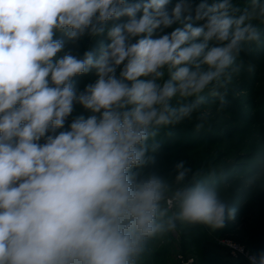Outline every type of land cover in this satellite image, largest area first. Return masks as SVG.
Returning <instances> with one entry per match:
<instances>
[{"label": "clouds", "instance_id": "clouds-1", "mask_svg": "<svg viewBox=\"0 0 264 264\" xmlns=\"http://www.w3.org/2000/svg\"><path fill=\"white\" fill-rule=\"evenodd\" d=\"M261 25L264 0H0V264H137L175 218L222 227L212 187L177 189L179 212L164 220L168 185L134 169L156 127L191 117L206 90L223 106ZM57 33L110 42L58 56ZM76 105L90 115L64 130ZM176 168L179 183L189 170ZM249 261L264 264V252Z\"/></svg>", "mask_w": 264, "mask_h": 264}, {"label": "rangeland", "instance_id": "rangeland-1", "mask_svg": "<svg viewBox=\"0 0 264 264\" xmlns=\"http://www.w3.org/2000/svg\"><path fill=\"white\" fill-rule=\"evenodd\" d=\"M232 3L243 9L247 0H232ZM54 38L65 40V48L58 56L65 52L79 56L88 50L98 52L102 44L110 42L106 34L85 35L75 43L62 33ZM237 64L241 71L234 74L228 84L223 106L219 97L212 96L210 89L206 90L202 94L205 102L191 117L179 124L156 127L158 138L151 136L147 141L146 163L134 169L142 177L155 174L168 185L165 199L161 201V208L167 209L164 220L175 218L179 212V202L173 198L177 189L204 183L212 187L217 199L226 205L224 224L216 228L175 218L174 228L146 240L145 248L151 249L144 251L137 264H159L154 260L155 253L160 255L162 264H180L181 256L193 258L195 264H216L205 261L202 254L207 251L231 264H250L245 259H232L227 244L243 248L249 256L264 252V25H261L258 43L242 46ZM96 79L94 70L77 76L75 87L83 90ZM192 99L182 103H191ZM172 106L179 104L173 100ZM79 115L87 117L90 112L76 105L64 130L71 119ZM198 123L203 127L196 130ZM181 162L189 171L185 179L177 183L176 165ZM188 229L200 240V249L193 248L186 239Z\"/></svg>", "mask_w": 264, "mask_h": 264}, {"label": "trees", "instance_id": "trees-1", "mask_svg": "<svg viewBox=\"0 0 264 264\" xmlns=\"http://www.w3.org/2000/svg\"><path fill=\"white\" fill-rule=\"evenodd\" d=\"M254 57H256V56L254 55ZM153 138L156 139V138H158V137H157V135L155 134V135L153 136ZM160 144L163 145V144H164L163 141L160 142ZM185 234H186V239H189V240H190V244H191V246H192L193 248L200 249V246H199V242H200V240L198 239V237H196V236L194 235L192 229H188V231H186ZM154 248H155V247H154ZM149 249H151V247H149V246L145 248L146 251L149 250ZM202 255H203V257L205 258V261H206V262L209 261V262L216 263V264H231V263H228L227 261L223 260L222 258L218 257L217 255H215V253L213 254V253H211V252H209V251L204 252ZM153 257H154V260H156L157 262H159V264H162V263H161V260H160V255H159L158 253H155ZM206 262H205V263H206ZM196 264H197V263H196Z\"/></svg>", "mask_w": 264, "mask_h": 264}, {"label": "built area", "instance_id": "built-area-1", "mask_svg": "<svg viewBox=\"0 0 264 264\" xmlns=\"http://www.w3.org/2000/svg\"><path fill=\"white\" fill-rule=\"evenodd\" d=\"M168 204L171 206V201H168ZM169 206V207H170ZM227 247L231 251L230 257L233 259H245V261L249 262V255H246L245 251L243 248L233 245V244H227ZM180 264H195V261L193 258H183L182 256L180 257Z\"/></svg>", "mask_w": 264, "mask_h": 264}]
</instances>
